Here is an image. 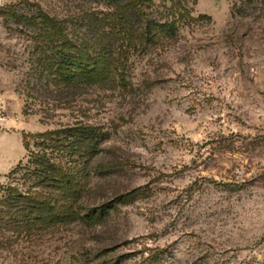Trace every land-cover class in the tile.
I'll list each match as a JSON object with an SVG mask.
<instances>
[{
    "label": "rangeland",
    "instance_id": "374dc122",
    "mask_svg": "<svg viewBox=\"0 0 264 264\" xmlns=\"http://www.w3.org/2000/svg\"><path fill=\"white\" fill-rule=\"evenodd\" d=\"M26 1L86 38L80 17L110 9ZM154 3L157 20L172 6L188 15L171 38L129 50L126 88H56L33 72L22 26L0 16V198L33 186L31 153L44 151L36 133L92 124L107 138L82 160L90 179L81 203L84 212L109 207L101 220L2 244L0 264H264V0ZM115 43L117 58L125 43Z\"/></svg>",
    "mask_w": 264,
    "mask_h": 264
},
{
    "label": "trees",
    "instance_id": "16d2710c",
    "mask_svg": "<svg viewBox=\"0 0 264 264\" xmlns=\"http://www.w3.org/2000/svg\"><path fill=\"white\" fill-rule=\"evenodd\" d=\"M98 1L110 9L101 15L88 12L80 17L91 33L87 38L72 33L65 19L51 14L37 2L23 0L6 4L0 7V16L6 22L15 21L22 26L20 31L29 37L36 55L35 60H31L33 72L56 88H115L119 84L126 88L129 50L139 44L171 38L177 33L178 23L188 14L180 7L172 6L168 9L171 18L162 21L150 15L157 12L164 16L153 9L154 0ZM117 40H122L125 48L119 46L120 53L116 58L112 50ZM28 137V134L23 135L26 148ZM35 137L44 151L31 153L34 166L27 172L35 179L33 186L24 192L15 186L8 187L7 193L0 198V247L29 236L41 227L77 220H101L109 208H87L84 212L81 203L90 179L82 160L92 157L98 145L107 138L99 127L76 124L36 133ZM112 166L100 165L103 170ZM21 167L16 166L11 173L18 172ZM141 193V188H136L118 200L126 201Z\"/></svg>",
    "mask_w": 264,
    "mask_h": 264
},
{
    "label": "built area",
    "instance_id": "2783aa9c",
    "mask_svg": "<svg viewBox=\"0 0 264 264\" xmlns=\"http://www.w3.org/2000/svg\"><path fill=\"white\" fill-rule=\"evenodd\" d=\"M0 121H1L2 123H4V122L6 121V118H4L3 116H1V117H0Z\"/></svg>",
    "mask_w": 264,
    "mask_h": 264
}]
</instances>
